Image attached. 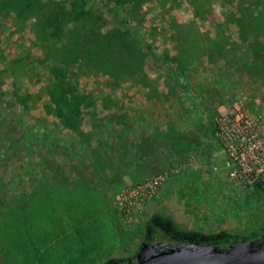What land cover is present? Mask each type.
Here are the masks:
<instances>
[{
  "label": "rangeland",
  "instance_id": "obj_1",
  "mask_svg": "<svg viewBox=\"0 0 264 264\" xmlns=\"http://www.w3.org/2000/svg\"><path fill=\"white\" fill-rule=\"evenodd\" d=\"M260 55L264 0H0L7 263L112 264L165 233H261L264 196L228 152L264 135Z\"/></svg>",
  "mask_w": 264,
  "mask_h": 264
},
{
  "label": "water",
  "instance_id": "obj_2",
  "mask_svg": "<svg viewBox=\"0 0 264 264\" xmlns=\"http://www.w3.org/2000/svg\"><path fill=\"white\" fill-rule=\"evenodd\" d=\"M165 243H144L135 261L127 264H264V232L255 250L247 247L249 242L233 241L229 249L221 251L210 245L175 243L170 248L161 249Z\"/></svg>",
  "mask_w": 264,
  "mask_h": 264
},
{
  "label": "built area",
  "instance_id": "obj_3",
  "mask_svg": "<svg viewBox=\"0 0 264 264\" xmlns=\"http://www.w3.org/2000/svg\"><path fill=\"white\" fill-rule=\"evenodd\" d=\"M237 144V155L228 148L233 159L231 174L249 186L264 189V135L258 136L257 127L253 126L248 135H239ZM227 165H230L229 161Z\"/></svg>",
  "mask_w": 264,
  "mask_h": 264
},
{
  "label": "trees",
  "instance_id": "obj_4",
  "mask_svg": "<svg viewBox=\"0 0 264 264\" xmlns=\"http://www.w3.org/2000/svg\"><path fill=\"white\" fill-rule=\"evenodd\" d=\"M106 10L110 13H116V9L109 6L108 4L104 3L103 4ZM139 44L152 56L155 57V54L150 46V44L144 42V41H139ZM261 61L264 62V55H260ZM55 97V95H54ZM57 99V97H56ZM5 127H6V132L5 135L9 138L11 135L14 133L18 132V127H19V122H20V116L19 114L13 110L12 108L8 109L6 117H5ZM71 128L73 127L72 125L70 126ZM104 132L107 134V144L110 145L112 142L117 138L116 137V130L112 128L110 120H107L104 122ZM257 192L261 193L264 196V189L261 188L260 186L254 187ZM6 207L5 200H4V194L3 192L0 191V227H1V221L4 213V209ZM157 221L160 222V226H169L171 221H164L160 219L159 215H154L152 218L151 222L154 225H159L157 224ZM157 227V226H155ZM158 228V227H157ZM0 264H8L6 261L5 253L3 248L0 246Z\"/></svg>",
  "mask_w": 264,
  "mask_h": 264
},
{
  "label": "flooded vegetation",
  "instance_id": "obj_5",
  "mask_svg": "<svg viewBox=\"0 0 264 264\" xmlns=\"http://www.w3.org/2000/svg\"><path fill=\"white\" fill-rule=\"evenodd\" d=\"M260 232L261 233L253 235V236L249 235L250 238H249V236H243L241 238L228 236V238L226 237L223 240H221V239L219 240V238H218V239L214 240L215 242L207 241V240H205L206 237L199 236L198 234H193V233H189V232H182V233H179V235H172L169 233H165L162 238L156 239V238L152 237L150 240L146 241L145 243H152V244L165 243L166 245H164V247H161V249L170 248L173 244L180 243V242L194 243V244L200 245V246L210 245V246L218 248L224 252V251L229 249V246L233 241L240 242L243 239H245L247 242H249V245L247 248L250 251H252V250H255L257 248V246L260 242V238L262 236V233L264 232V229H263V231H260ZM141 245L133 257H128V258L121 260V261H113L112 264H127L129 261H135L136 255L139 253V251L141 249Z\"/></svg>",
  "mask_w": 264,
  "mask_h": 264
},
{
  "label": "crops",
  "instance_id": "obj_6",
  "mask_svg": "<svg viewBox=\"0 0 264 264\" xmlns=\"http://www.w3.org/2000/svg\"><path fill=\"white\" fill-rule=\"evenodd\" d=\"M144 125H145V126H148V124H147V123H145ZM156 126H158V125H156ZM152 128H155V127H151V129H149L148 127H146V130H145V132H146V131H149V130H152Z\"/></svg>",
  "mask_w": 264,
  "mask_h": 264
}]
</instances>
